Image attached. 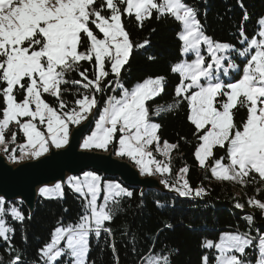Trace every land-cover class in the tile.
<instances>
[{
	"label": "snow or ice",
	"instance_id": "obj_1",
	"mask_svg": "<svg viewBox=\"0 0 264 264\" xmlns=\"http://www.w3.org/2000/svg\"><path fill=\"white\" fill-rule=\"evenodd\" d=\"M119 4L126 5L123 12L135 16L136 21L142 26L145 19L152 16L155 10L161 15L167 14L175 17L184 25V33L180 39L185 43V51L197 49L201 43L207 44L209 52L217 67L221 66V58L216 56L218 51H227L229 45L214 43L203 34L201 24L197 19L196 11L187 6L183 0H0V144H5V132L10 125L16 124L27 139V146L22 145L21 151L25 155L39 157L49 150L51 146L61 148L68 142L69 123L79 124L87 118L91 109L96 106L95 96L83 95V98L75 101L78 110L63 112L67 107L62 99L61 85L72 83L81 85L85 89L102 91V81L109 76L105 70V62L110 66L111 74L119 77L124 65L128 63L133 50V43L129 38L122 23V9ZM105 10L110 15L103 14ZM244 19H247L245 13ZM264 25V19L260 21ZM91 25L99 32H94ZM103 38H98L99 34ZM243 35V34H242ZM262 38L257 41L253 38L250 46L257 49L250 56L242 77L233 83L221 82L208 83L204 86L200 83L202 77L211 78L212 64L205 67L202 56L197 57L192 64H181L173 71L181 72L184 79L190 83H181L175 89L176 96H182L189 89L197 88L190 96H185L189 102L190 115L188 120L195 126L197 132L204 130L210 125L199 139L202 143L195 152V157L200 167L206 166V161L213 157V149L216 146L224 147L227 142L230 145V164L225 166L219 160L211 169L213 176L218 180L236 181L245 183V178L250 173L258 174L264 181V30L259 32ZM148 42L137 45L144 47ZM84 50H81V49ZM247 49L240 52L244 56ZM95 61L97 69L94 79H89L87 69L80 71L81 61ZM77 72L82 80L69 81L65 78L68 72ZM227 71V70H225ZM163 77L149 79L139 84L130 93L124 92L123 99L110 101V108L104 110L97 124V131L88 137L83 144L85 149L95 147L107 150L112 142L119 125V132L124 133L119 139V156H128L140 166L142 174L152 175L169 172L168 165L161 164L152 158V153L147 151V146L154 142L159 143L157 131L158 124L148 122V109L145 101L158 95L163 90ZM86 81V83H82ZM108 82L105 87L111 85ZM17 93L23 95L22 100L17 99ZM48 94L55 98L57 106L50 105L42 97ZM218 97H226V100H218ZM219 105V107H217ZM34 106V107H33ZM246 108L247 116L242 122V131L236 129L234 122V109ZM28 117L27 121L22 118ZM39 125H45L47 135L41 131ZM111 125L106 127L105 125ZM11 140L15 142L16 132L11 133ZM176 144L164 142L163 154L168 155ZM7 151V148H5ZM13 153L15 149L12 150ZM149 160L145 163L144 158ZM13 160L15 155L11 156ZM154 164V170L149 167ZM185 167L181 172L187 173ZM90 175V174H89ZM93 182L98 177L91 176ZM179 190L181 196H188L191 188L187 181ZM60 186H56L59 191ZM75 191L82 193L79 184ZM88 191L92 194L90 202L91 218L95 222L96 234L105 221H110L112 216L102 206L97 210L96 192L98 187L95 183L88 184ZM48 189H42V194H47ZM203 189L196 191L200 196ZM131 196L118 184L109 186V197L112 195ZM3 200L0 199V215L4 213ZM249 203L261 211L264 216V202L256 199ZM237 208L243 206L239 203ZM11 214L17 220H23V215L15 208ZM249 223L253 221L250 215ZM81 229L78 238L69 236L68 248L75 257V264H85L87 254V217L85 223L79 226ZM10 229L5 227L0 220V237L8 240L6 235ZM64 230L57 229V239L42 250V255L47 258L48 264L63 255L62 251L55 250L60 234ZM70 231V230H69ZM108 231V229H105ZM228 245H216L221 251L234 249L240 253L237 255L224 256L221 264H250L241 257L245 249L253 244L252 239L239 235L228 237ZM207 247H213L209 242ZM260 259L256 264H264V235L259 238ZM167 261V258H164ZM12 264H19L16 257ZM150 264H160L159 260L151 261ZM203 264H207V257L203 258Z\"/></svg>",
	"mask_w": 264,
	"mask_h": 264
},
{
	"label": "trees",
	"instance_id": "obj_2",
	"mask_svg": "<svg viewBox=\"0 0 264 264\" xmlns=\"http://www.w3.org/2000/svg\"><path fill=\"white\" fill-rule=\"evenodd\" d=\"M183 2L196 11L203 34L214 43L239 46L242 34L247 38L255 35L258 21L264 16V0ZM245 13L247 19H244ZM121 18L134 47L120 76L110 73L106 61L105 70L109 71V76L102 81V91L96 92L95 89H85L72 83L61 85L62 89H67L62 92V99L67 104L62 111L78 110L75 101L83 98V95L95 96L97 117L107 108L110 99L120 95L117 85L130 90L147 79L163 77L162 92L147 101L146 106L151 119L160 126L157 131L160 142L176 144L177 148L173 149L167 162L169 173L159 177L167 188L183 190L177 181V174L186 167L185 180L192 191L188 196L177 197L156 191L140 193L138 189L123 185L132 195L116 196L107 203L105 210L112 219L104 222L99 235L90 232L86 264H147L155 260H159L160 264H203L204 257H207L208 264H213L217 256L215 248L223 232L252 239L253 244L245 249L241 258L256 264L261 258L259 238L264 235V216L259 209L249 206V200L264 202V182L253 173L245 178L243 184L215 179L208 166L212 159L219 157L226 161L225 147H215L209 163L205 167L198 165L195 151L203 131L197 132L188 120L189 105L186 98L175 94L176 87L181 84L180 75L173 71L174 66L182 60L181 22L155 10L151 18L143 21L142 26L134 15L130 16L123 10ZM91 27L96 32L93 25ZM145 41L148 43L144 47H137ZM79 69H87L89 79L95 78L94 60L81 61ZM65 78L69 81L82 80L75 71L66 73ZM109 81L111 85L105 87ZM22 98L23 95L17 93V99ZM42 98L50 105L57 106L54 97L44 94ZM233 111L236 129H241L247 110L237 108ZM73 125L75 123H69V130ZM13 131L16 132L15 142L9 138ZM5 139L3 149L7 148V151L4 149L2 152L12 161V150L15 149V156L20 153L24 137L17 129L11 128L5 133ZM117 148V140L114 139L107 150L116 152ZM199 189L204 192L197 196L196 191ZM63 191L62 199L44 200L40 196L31 216L19 202L4 203L2 216L12 231L8 240L0 237V264H12L16 257H19V264H46L47 258L42 255V250L49 243L53 231L59 226H76L87 214L82 196L67 186H64ZM237 203L243 207L237 208ZM11 206L19 209L23 220L11 218L7 212ZM250 215L253 217L251 223L247 220ZM209 242L213 247H207ZM63 258L56 264H61Z\"/></svg>",
	"mask_w": 264,
	"mask_h": 264
},
{
	"label": "rangeland",
	"instance_id": "obj_3",
	"mask_svg": "<svg viewBox=\"0 0 264 264\" xmlns=\"http://www.w3.org/2000/svg\"><path fill=\"white\" fill-rule=\"evenodd\" d=\"M157 2L158 3H163V0H157ZM118 6L122 10L126 7V5H123V4H119ZM103 14L110 15V12L108 10H105ZM262 19H264V16L259 19L258 24H257L256 33L251 38H247L246 36L242 35L241 38H240V40H239V46H235V45L228 44L230 47H229V49L227 51H218L216 53V56L221 58V66L220 67H217V65L214 63L213 57L211 56V54L209 52V49H208V45L207 44L201 43L197 49H190L189 51H185V43H184L183 40H181L182 43H183L182 60H181V62L177 63L174 66V68L177 67L178 65H181V64L187 65V64L194 63L195 60L197 59L198 55H199V56H202L204 58V61H205V65L204 66L205 67H207V65H209V64H212V69H211L212 76H211L210 79L209 78L202 77L201 80H200V83L202 85L207 86V84L210 83V82L211 83L221 82V83H223V84L226 85L228 83H233V82L238 81L242 77V75H243L244 68L246 67L247 62L250 59V56L253 55V54H255V51L257 50V49L252 48L250 46V41L253 38H255L257 41H259L260 39H262L259 36V32L261 30H264V25H261V23H260V21ZM93 27L95 29V26L94 25H93ZM181 27H182V32L180 33V36L184 33V25L182 23H181ZM95 30H96L97 33L99 32L98 29H95ZM98 38H103V34L100 33L99 36H98ZM246 49H247L246 54L244 56H241L240 55V52H243ZM105 64H106V62H105ZM225 70H227V71H225ZM96 71H97V69H96ZM174 72H176V71H174ZM176 73L180 75V77H181V83L183 82V83L187 84V83H190L191 82L190 80L184 79V77H183V75H182L181 72H176ZM112 75L115 76L114 74H112ZM152 79H156V78H152ZM147 80H149V79H147ZM143 82H145V81H143ZM143 82L137 83L130 90L122 89V86L121 85H117V89L120 90V95L118 97H114L111 101L114 102L115 100L123 99V96H124V92L125 91H128L130 93L133 89H135L139 84H142ZM194 91H198V89L197 88L189 89L182 96L183 97L190 96L191 93L194 92ZM158 95H156V96H158ZM155 97H153V98H155ZM153 98H151V99H153ZM151 99H148V100L145 101V107L146 108H147L146 102L149 101V100H151ZM217 99L218 100H226V97H218ZM187 102H188V100H187ZM188 105H189V102H188ZM110 106L111 105H110V102H109L107 108H110ZM217 107H219V105H217ZM104 110H102L98 114L97 117L95 116V120H94V124H93L92 129L90 130V132L85 136V138L82 141V145H81V148L82 149H85L83 147L84 141L88 137H90L93 134V132L97 131V124L99 122L100 116L104 115ZM189 115H190V106H189ZM28 119H30V118H28V117L22 118L23 121H27ZM148 122L149 123L156 124L151 119V117L149 116V111H148ZM36 123L38 124V127L40 128V130L41 131H44L45 134L47 135L46 126L45 125H39L38 120L36 121ZM105 126L106 127H110L111 125H108V126L105 125ZM210 127L211 126L208 125V126H206V128L204 130H201V131H203V133H204L205 131H207L208 129H210ZM11 128L17 129L23 135V137H24V141L21 143L20 149H21V146L22 145L27 146V139L24 136V134L19 130L18 126L13 123L12 125H10V127H9L8 130H10ZM237 130L242 131V127H241V129H234L233 130V133L235 131H237ZM122 135H124V133L119 132V125H118L117 126V131L114 134V138L112 140V141H114V139L117 140V147H118L117 148V151L119 149V139H120V137ZM9 138L11 140V136ZM5 141H6V139H5ZM201 143H202V140H200V144ZM163 145H164V142H160V140H159V143H155L154 142L152 145L147 146V151H150L152 153V158H154L155 161L160 162L161 164L168 165L167 162H168V160H169V158H170V156L172 154L173 149L169 152L168 155H164L163 154ZM199 145H198V147H199ZM49 146H51L50 141H49ZM3 147H4V144H0V153H3L2 151L5 149V148L3 149ZM216 147H219V146H216ZM224 147L226 149V156H224L225 159H226V161H223V158L222 157H219L218 159H214V160L211 157V158H209L206 161V165H207L209 163V160L212 159L211 165L208 166V169H209V171H210L211 174H212L211 169L213 167H215V163H216L217 160H219L225 166H227V165L230 164V158H229L230 145L226 142ZM29 148H30V146H27L26 149H25V151L29 150ZM50 148H55V147L54 146H51V147H49V149ZM220 148H222V147H220ZM55 149H57V148H55ZM107 149H108V147H107ZM85 150H95V151H100V152H105V153H107V151H109V150L97 149L95 147H92V148H89V149H85ZM116 152H114V156L115 157H119V155H117ZM13 154L14 153H11V155H13ZM15 157H16V159L15 160H12V161L22 162V161H26L27 159H33V158H35V157L31 156V155H25V154H23L21 150H20V153L17 156H15ZM123 157H125L127 159V161L132 162L134 164V166L141 173L140 166L137 165L134 160H132L128 156H123ZM195 159H196V157H195ZM148 160H149L148 157H145L144 158L145 163H147ZM196 161H197V159H196ZM197 163L199 165V162L198 161H197ZM149 167L154 170L155 165L154 164H149ZM168 173L169 172L157 173V172L153 171L152 176H154L156 178H160L159 176H165ZM185 174L186 173L181 172V170L177 174V181L179 182V184L181 186L184 184ZM253 174H256V173H253ZM142 175L147 176L148 174H142ZM256 175L258 176V174H256ZM91 176L98 177V180L95 181V182H93L91 180ZM212 176H213V174H212ZM220 181H223V180H220ZM226 182H232V183L238 184V182H236V181H226ZM91 183H95L97 185V187H98V191L96 192V206H97V210H99V208L102 207V206L105 208L106 205H107V203L109 201H111L114 197H116L113 194L110 198H107L106 199V197H109V186H114V185H117L118 184L122 189H124L127 192V190L124 188V186L122 185V183L120 181H118L117 179H103L100 175H97V174L92 173V172H85V173H83L82 175H80L78 177L70 178L69 180L66 181L65 185L57 184V185L60 186L59 191L56 190V186L57 185H55L54 187H51V188H44V189H48L49 190V192L47 194H42V190L40 192V196L44 200L62 199L63 196H64V191H63L64 190V186H67L70 190H72L73 192H75L76 194L82 196L85 199V204H86V207H87V214L80 219V221L76 224V226H68V225H66V226H59V227H57L53 231L49 243L43 249H45L48 245L52 244L55 239H57V229H62L64 231L60 234V238L58 240V243L55 245L54 251L55 250H60V251H62L63 255L61 257L57 258L56 261L51 262V264H56V262L57 261H60L62 257H64V258H63V261L61 262V264H75V257H73L71 255V249L68 248V238H69V236H73V237H76V238L79 237L80 232H81V229L79 228V226L81 224H84L85 223V218L86 217H87V222H88L87 246H88V240H89L90 232L96 233V231H95V222L91 218V207H90V202H91V200H92L93 197H92V194L89 193V191H88V184H91ZM77 184H79L81 186L82 193H78V192L75 191V186ZM178 192H179V190H178ZM122 195H120V196H122ZM4 203H3V207H4ZM249 206L252 207V205L250 203H249ZM13 208H15L17 211H19V209L17 207L11 206L7 210L8 214L11 216L12 219H14L16 221H21V220L15 219L13 217V215L11 214V209H13ZM0 220L3 221L5 227H7L8 229H10V231L6 234L7 236H9L10 233H11V231H12L11 230V227L6 224L5 218L2 215H0ZM235 235H239V234H237V233H231V232H223L221 234V236H220V240H219L218 245H222V246H224L226 248L227 245H228V243H229L228 237L235 236ZM239 236H241V235H239ZM241 237H243V236H241ZM1 238L4 239L3 237H1ZM215 250L217 252V256H216L215 262L213 264H221V259L224 256H230V255H236V254H239L240 255V253L236 252L234 249H232L230 251H224V252H222L221 251V248L216 247ZM259 251H260V249H259ZM87 252H88V250H87ZM86 260H87V254H86V257H85V264H86ZM46 264H48L47 261H46ZM147 264H150V262L147 263Z\"/></svg>",
	"mask_w": 264,
	"mask_h": 264
},
{
	"label": "water",
	"instance_id": "obj_4",
	"mask_svg": "<svg viewBox=\"0 0 264 264\" xmlns=\"http://www.w3.org/2000/svg\"><path fill=\"white\" fill-rule=\"evenodd\" d=\"M95 115L96 106L86 119L71 127L66 145L50 148L39 157L17 162L0 153V199L6 203H21L31 216L42 189L65 185L70 178L85 172L117 179L140 193L156 191L181 197L178 190L167 188L160 178L144 176L129 161L115 157L112 149L107 153L82 149V141L92 129Z\"/></svg>",
	"mask_w": 264,
	"mask_h": 264
},
{
	"label": "built area",
	"instance_id": "obj_5",
	"mask_svg": "<svg viewBox=\"0 0 264 264\" xmlns=\"http://www.w3.org/2000/svg\"><path fill=\"white\" fill-rule=\"evenodd\" d=\"M107 126H108V124H107Z\"/></svg>",
	"mask_w": 264,
	"mask_h": 264
}]
</instances>
